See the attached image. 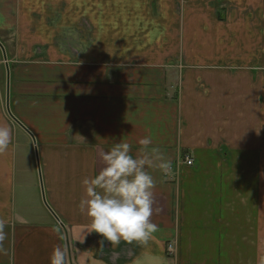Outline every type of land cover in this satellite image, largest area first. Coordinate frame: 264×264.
Listing matches in <instances>:
<instances>
[{"label":"crops","instance_id":"obj_1","mask_svg":"<svg viewBox=\"0 0 264 264\" xmlns=\"http://www.w3.org/2000/svg\"><path fill=\"white\" fill-rule=\"evenodd\" d=\"M183 1L187 9L181 0H0V126L11 132L0 153V264H49L57 246L68 264H264V239L246 226L248 188L234 204L224 170L264 164V0ZM246 4L261 10L260 26ZM83 19L92 43L87 31L73 38ZM146 136L171 165L189 154L195 166L178 183L149 169L154 238L101 248L78 210L81 182L115 142L141 156Z\"/></svg>","mask_w":264,"mask_h":264},{"label":"clouds","instance_id":"obj_2","mask_svg":"<svg viewBox=\"0 0 264 264\" xmlns=\"http://www.w3.org/2000/svg\"><path fill=\"white\" fill-rule=\"evenodd\" d=\"M10 143V129L0 126V153L7 151ZM139 144L142 155L134 157L129 143L115 142L110 150L100 153L104 165L100 171L81 182L84 196L78 210L87 216L90 232L102 238L99 241L101 248L105 241L112 248L121 241L146 243L158 231L151 220L156 181L149 169L167 173L172 165L160 148L152 146L150 136L140 139ZM6 224L7 220L0 218V240L5 238ZM151 261L152 264H164L162 257H151ZM49 264H68L67 249L54 247Z\"/></svg>","mask_w":264,"mask_h":264},{"label":"rangeland","instance_id":"obj_3","mask_svg":"<svg viewBox=\"0 0 264 264\" xmlns=\"http://www.w3.org/2000/svg\"><path fill=\"white\" fill-rule=\"evenodd\" d=\"M223 4L221 1L218 2ZM217 3V4H218ZM188 3H185L183 0H181L180 7L182 9H187ZM232 5L227 6V9H229ZM237 6H240L237 4ZM248 8L249 13L253 14L254 16H251L252 19H250V22L253 28L258 27V20L256 17V13L258 11H261L258 6L255 4H246L245 5ZM220 7H218L219 9ZM233 11H237L238 8L233 6L231 8ZM240 10V8H239ZM262 21V20H261ZM263 22V21H262ZM264 23V22H263ZM94 25L89 21L88 19H83L81 21V25L77 28L76 31L73 32V38H76L75 32L80 37V34L82 32L87 31L89 35V43L94 42L93 32H94ZM224 170H230L228 173H232V188H233V201L234 204L238 203L240 204V200L247 199L245 195H240L241 188L245 189L248 188V205H249V215H248V221L246 226H248L249 231V238L250 239H258L257 235L260 232L261 236L260 239H264V196L262 197L264 193V164H256L252 161H249V163H226L224 165ZM228 173L226 175H228ZM262 189V194H259V190ZM244 203V202H243ZM237 211V210H236ZM244 210L239 211L237 216L240 218V215H242V222L243 226L245 224V215ZM65 236L63 235V239Z\"/></svg>","mask_w":264,"mask_h":264},{"label":"built area","instance_id":"obj_4","mask_svg":"<svg viewBox=\"0 0 264 264\" xmlns=\"http://www.w3.org/2000/svg\"><path fill=\"white\" fill-rule=\"evenodd\" d=\"M195 166V159L187 154L182 158L180 157L179 161L171 166V170L165 173V176L168 177L169 181L172 183H178L181 180L182 171L185 169H191ZM167 253L169 255H174L176 253V246L174 243H169L167 246Z\"/></svg>","mask_w":264,"mask_h":264},{"label":"water","instance_id":"obj_5","mask_svg":"<svg viewBox=\"0 0 264 264\" xmlns=\"http://www.w3.org/2000/svg\"><path fill=\"white\" fill-rule=\"evenodd\" d=\"M0 48L2 50V53H3V57H4V60L7 62V56H6V52L4 50V48L2 47V45L0 44ZM6 68L7 70L9 71V66L8 64H6ZM9 92V91H8ZM7 112H8V115L10 116V118L14 121V123H16L19 127L23 128L21 123L16 120L14 118V116L11 114V111H10V103H9V95L7 96ZM33 138V136H32ZM48 210L50 211V213L54 216V218L57 220V222L63 227V224H61L60 220L57 218V216L54 214V212L50 209V207L46 204Z\"/></svg>","mask_w":264,"mask_h":264}]
</instances>
